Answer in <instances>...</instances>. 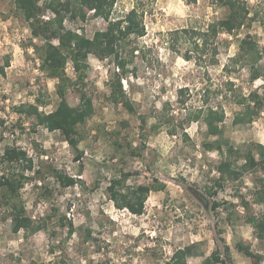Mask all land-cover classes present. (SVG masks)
Here are the masks:
<instances>
[{"label":"rangeland","instance_id":"rangeland-1","mask_svg":"<svg viewBox=\"0 0 264 264\" xmlns=\"http://www.w3.org/2000/svg\"><path fill=\"white\" fill-rule=\"evenodd\" d=\"M136 2L144 10L139 17L144 34L124 40L121 52L129 60V71L120 80L123 96L119 95V101L110 97V78L117 71L113 58L89 54L84 84L68 85L70 105L79 103L83 90L94 106L93 114L78 126L79 156L58 130L34 125L31 118L15 111L14 106L36 103L43 95L41 109L48 112L59 98L56 79L39 66L40 51L34 45L41 44V38L31 33L30 21L14 0H0V67L4 70L0 73V155L5 146L14 145L33 159L36 172L26 171L18 201L34 224L41 225L34 232L14 233L11 210L3 203L0 264H167L176 248L187 245L193 246L187 264H202L212 250L223 251L224 240L234 264H250L235 248L239 239L262 254L264 263V238H256L244 221L238 197L251 200L263 173L245 172L209 195L205 187L218 175L221 156L215 150H203L202 142L215 136L205 134L201 120L184 121L186 113L199 106L221 108L223 138L242 153L250 147L256 153V145H264V107L250 123L232 121L242 108L237 102L240 96L264 90L260 77L250 80L249 63L232 60L239 40L249 35L260 49L256 64L264 67V0H248L249 16L254 19H246L230 33L210 36L204 52L196 49L192 29L201 31L225 17L227 7L211 0H114L111 16L125 14ZM51 14L45 11L41 16L47 19ZM63 23L86 37L107 24L92 12L85 20L66 18ZM213 48L217 54L212 63ZM65 71L70 80L75 79L69 60ZM180 88L184 89L181 96ZM178 98L185 102L179 103ZM2 165L0 173L7 169ZM56 170L77 178L76 182L62 186ZM125 172L121 192L139 184L153 186L141 214L116 207L106 190L112 178ZM214 200L220 202L215 210ZM249 210L264 212V206L250 204Z\"/></svg>","mask_w":264,"mask_h":264},{"label":"trees","instance_id":"trees-1","mask_svg":"<svg viewBox=\"0 0 264 264\" xmlns=\"http://www.w3.org/2000/svg\"><path fill=\"white\" fill-rule=\"evenodd\" d=\"M39 1L14 0V4L22 12L24 18L30 21L31 33L42 40L41 44L34 45L35 49L40 51L39 66L47 76L56 79L55 90L59 100L55 108L48 112L41 109V106L45 104L43 95L36 98V103H21L14 106V109L18 114H24L31 118L34 125H41L49 131L58 130L63 139L80 156L82 151H79L78 143L81 139V133L78 131V126L93 114L94 106L92 98L83 90H80L79 103L74 106L70 105L66 100L68 85L70 82H73L74 85L84 84L89 67V54H93L98 59L113 58L117 71H113L110 78V97L113 101L118 102L119 95L123 96L120 80L129 71L127 68L129 60L123 56L121 49L125 45L124 40L130 35L138 37L144 34V26L139 18L144 10L141 3L136 2L125 14L113 18L111 13L114 0H43L42 4ZM186 1L190 3L196 0ZM211 2L227 7V14L223 18L208 23L207 27L201 31L192 29V34L196 35L194 39L196 49L202 52L206 50L210 36L216 37L219 32L230 33L241 27L246 19L252 20L255 17L249 16L248 0H211ZM45 11L52 13L47 19L41 16ZM90 12L94 16H101L107 22L105 28L96 30L92 37H86L63 23L66 18L85 20ZM197 43L200 48H198ZM258 48L255 40L246 35L239 40L238 53L232 60L242 59L249 63L250 80L253 81L260 77L264 83V67L256 64L260 56V49ZM213 50L212 63L216 61L215 56L217 54L216 48ZM185 57L186 59L190 58L188 54H185ZM68 60L72 63L74 80H70L65 71ZM0 73H4L3 67H0ZM229 84H231L230 81ZM183 91V88L179 89L180 96ZM178 102L182 104L185 100L178 98ZM237 102L242 105V108L235 112L232 119L233 123H250L264 107V90L262 94L252 90L247 95L240 96ZM123 103L129 110H132L128 100H124ZM223 118L224 111L212 106H199L187 112L184 118L186 122L201 120L205 125V134L215 136L212 140L203 139L202 142L203 150H215L221 156L216 164L218 175L210 178L211 184L205 187L209 195H215L225 182L236 181L245 172L260 171L264 175V145L257 144L256 153L251 147L242 153L230 144L228 139L223 138V131L219 125ZM172 126L170 133L174 132V125ZM183 133L184 136L187 135L186 132ZM240 159L243 162L237 164ZM2 164H5L7 169L0 173L1 196L2 199L5 198L4 200L0 199V208L3 203L9 205L11 231L16 233L22 229L34 232L40 229L41 225L34 224L33 220L26 215L24 206L18 201L19 189L28 177L25 174L26 171L36 172L33 168V159L24 149L8 145L4 147L0 155L1 168L3 167ZM55 174L62 186L73 185L77 180V178L57 170ZM127 176L128 173L125 172L119 178H112L106 190L116 207H125L132 213L141 214L147 193L153 186L139 184L136 187H130L127 192H121V187H123ZM196 196L201 199L200 194ZM238 197L245 210L244 221L251 226L256 238L263 239L264 212L255 213L249 208L250 204L264 206V178L256 180L251 192V200H246L244 196ZM219 205L220 202L218 201L212 202L214 210ZM230 205L233 206L234 204L230 203ZM229 216L230 214H228ZM234 245L248 259L250 264H264L263 255L254 251L250 244L245 243L243 239L236 240ZM192 248L191 245L176 248L167 264H187V257L192 254ZM202 264H234L230 247L226 241L224 240L222 252L217 248L212 250Z\"/></svg>","mask_w":264,"mask_h":264}]
</instances>
